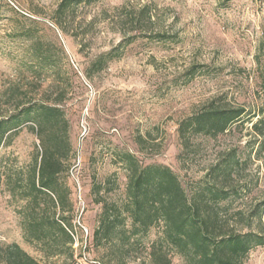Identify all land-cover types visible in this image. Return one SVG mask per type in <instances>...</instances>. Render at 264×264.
<instances>
[{
	"label": "rangeland",
	"instance_id": "obj_1",
	"mask_svg": "<svg viewBox=\"0 0 264 264\" xmlns=\"http://www.w3.org/2000/svg\"><path fill=\"white\" fill-rule=\"evenodd\" d=\"M61 1L0 0V114L64 91L72 150L60 183L70 188L72 255L48 256L23 238L21 201L7 177L40 153L27 121L0 146V264L12 244L45 264H149L161 222L129 242L93 240L96 199L120 212L117 229L130 231L123 152L141 166L169 167L189 198L205 195L222 233L264 235V0H82L60 11ZM210 103L243 116L216 135H181L179 125ZM207 189L226 196L213 201ZM242 264H264V245Z\"/></svg>",
	"mask_w": 264,
	"mask_h": 264
},
{
	"label": "trees",
	"instance_id": "obj_2",
	"mask_svg": "<svg viewBox=\"0 0 264 264\" xmlns=\"http://www.w3.org/2000/svg\"><path fill=\"white\" fill-rule=\"evenodd\" d=\"M80 1L62 0L58 8L64 11ZM155 36L159 40L166 38L163 34ZM38 56L41 67L48 65V57L42 50ZM40 87L41 83L37 88ZM260 88L264 92V72L260 75ZM63 96L62 90L54 99L40 95L0 114V146L24 122H31V129L36 132L40 153L25 169H20L15 179L10 175L7 178L11 194L21 201L18 212L24 240L35 244L48 256L72 255L74 242L70 188L60 183L62 172L69 168L72 150L67 133L68 121L62 109ZM243 113L241 108L226 109L210 103L183 121L178 131L181 135L187 129L216 135L240 120ZM259 122H255L254 127ZM121 155L120 160L128 170L126 194L130 201L125 210L132 220L129 236L117 229L120 212L112 216L108 205L96 199L94 202L101 204L98 226L93 231L96 242L115 244L116 236L121 243L129 242L130 236L145 234L152 225L161 222V236L148 247L149 264H172L170 251L178 254L184 264H242L253 247L264 245V235L260 233L233 229L222 233L217 213L206 209L205 195L199 199L189 198L169 167L141 166L134 154L123 152ZM93 189L98 194L99 188L95 186ZM207 191L213 201L226 196L220 189ZM4 260L6 264H45L16 244L6 247Z\"/></svg>",
	"mask_w": 264,
	"mask_h": 264
}]
</instances>
